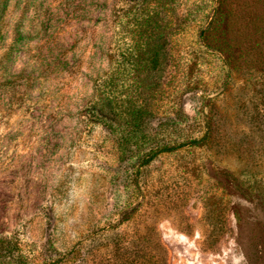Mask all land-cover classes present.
I'll return each mask as SVG.
<instances>
[{"label": "rangeland", "instance_id": "1", "mask_svg": "<svg viewBox=\"0 0 264 264\" xmlns=\"http://www.w3.org/2000/svg\"><path fill=\"white\" fill-rule=\"evenodd\" d=\"M0 264H264V0H0Z\"/></svg>", "mask_w": 264, "mask_h": 264}, {"label": "trees", "instance_id": "2", "mask_svg": "<svg viewBox=\"0 0 264 264\" xmlns=\"http://www.w3.org/2000/svg\"><path fill=\"white\" fill-rule=\"evenodd\" d=\"M160 38L156 37L154 39V44H149L150 42H146L148 48L146 49V52H151L152 54L149 55V57L151 58V60L153 62H155L156 64L160 65V63H162V61H164L165 59L168 58L167 54H166V50H165V43L160 44ZM143 52L140 53L139 56H142ZM139 59V58H138ZM140 115H136V118L140 121ZM137 120V123L139 124V121ZM140 125V124H139ZM194 142H198V140L194 141ZM128 144V143H126ZM170 150V149H168Z\"/></svg>", "mask_w": 264, "mask_h": 264}]
</instances>
